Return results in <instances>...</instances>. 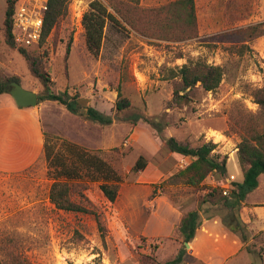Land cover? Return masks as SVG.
I'll return each mask as SVG.
<instances>
[{
	"label": "rangeland",
	"instance_id": "rangeland-1",
	"mask_svg": "<svg viewBox=\"0 0 264 264\" xmlns=\"http://www.w3.org/2000/svg\"><path fill=\"white\" fill-rule=\"evenodd\" d=\"M36 1L37 5L30 0H17L16 9L23 2V6L32 8L47 6L48 11L49 0ZM93 1L105 5L125 26L119 29L107 24L98 56L88 51L83 26V17ZM172 1L176 0H70L68 15L45 42L27 47L31 56L43 57L55 90H67L78 100V116L90 125L81 130L77 122L74 124L59 111L54 113L53 106H48L53 112L52 118L48 117L51 133L47 134L52 155H61L70 161L71 153L66 144H76L107 161L122 176L123 183L118 199L110 203L101 192L99 182H92L88 176L72 181L75 184L72 199L97 212L83 214L57 209L50 202L55 168L50 167L46 157L20 174L0 173L2 262L17 255L31 264L162 263L157 252L159 243L164 240L148 241L135 235L154 210L141 206L150 188L142 187V171L133 172V166L143 153L149 154L153 149L152 142L157 143L160 152L152 159L145 158L149 171L158 167L165 174L150 185L154 193H161L175 207L188 213L197 209L201 191L165 183L185 169L192 158L173 154L149 124L140 121L133 125L128 116L144 113L163 118L168 123L163 137H175L192 148L206 142L216 144L214 153L228 157L227 173L210 174L201 187H220L229 193L235 189V183L243 181L238 146L251 131L264 132V113L255 98V92L264 86V0H194L197 33L183 41L162 40L157 34L139 32L117 13V10L126 12L138 7L153 15L152 12H158ZM6 7V0H0V75L15 77L24 89L40 93L42 86L31 74L27 60L20 53L21 46L16 43L12 48L6 43ZM254 26L259 28L260 35L247 41V34L241 31ZM198 62L223 69L220 86L215 91L205 92L199 83L188 98L170 105L173 92L181 90L179 69ZM173 73L178 76L173 78ZM119 86L132 108L117 115L115 103ZM90 107L116 117L114 123L103 126L91 122L86 118ZM47 115L43 113L46 122ZM75 133L78 137L92 135L94 141H88L92 145L76 143ZM231 201L237 203V200ZM122 206L125 212L121 211ZM234 211L247 235L245 242L240 234L233 232L244 242L238 264H264V174L259 178L258 189L247 195L239 211ZM228 214L230 210L222 205L206 204L201 218ZM201 243L207 250L216 247L215 240L205 234Z\"/></svg>",
	"mask_w": 264,
	"mask_h": 264
},
{
	"label": "trees",
	"instance_id": "trees-1",
	"mask_svg": "<svg viewBox=\"0 0 264 264\" xmlns=\"http://www.w3.org/2000/svg\"><path fill=\"white\" fill-rule=\"evenodd\" d=\"M17 0H6L7 7L4 18L5 40L7 45L14 48L16 46L14 38V14ZM70 0H49L48 11L45 14L44 26L42 31L41 43L43 44L47 37L51 34L55 26L64 19L69 13ZM121 18L133 29L139 32H150L157 34L162 40L183 41L191 39L197 33V14L194 0H176L163 7L158 12L145 11L138 7H131L126 12L117 10ZM111 23L116 28L124 29L123 22L120 21L109 9L99 1H93L90 4V10L83 17V26L85 29V43L88 51L94 56H98L104 39L105 28ZM157 30L159 33H157ZM247 34V41L253 40L260 35L259 28L254 26L241 31ZM175 34V35H173ZM26 49L20 47V53L28 62L31 74L39 81L42 91L38 93L39 104L45 101H53L63 105L73 114H79V102L72 97L67 90L57 92L54 88V80L48 72L46 64L41 56H31ZM70 53V45L67 47V55ZM240 53H243L240 51ZM174 72V71H171ZM182 86L181 90H176L172 94L171 104L179 103L180 100L189 97L192 89L196 88L200 83L201 88L205 92L215 91L221 84L223 78V69L220 66L209 65L206 63H192L184 65L179 69ZM173 78L177 77L173 73ZM12 82H19L15 77H4L0 75V95L5 94L10 89ZM20 83V82H19ZM181 91H187L181 95ZM256 103L264 113V86L255 92ZM131 101L124 97L119 86L118 96L115 103L117 115L123 114L131 110ZM86 118L91 122L109 126L112 125L116 117L106 115L90 107L86 111ZM133 125L140 121L149 124L156 132L160 140L165 144L170 152L181 156L182 158L190 157L192 162L183 170H179L171 176L165 183L169 185H184L189 188L199 189L201 191L198 199L197 209L184 215L180 231L184 238V243L191 242L196 231L201 226L202 207L206 204L211 206L222 205L226 210H230V214L222 216V222L236 234H240L246 242L243 223L234 210L239 211L248 194L255 191L259 187V178L264 174V132L251 131L249 136L242 139L238 146V161L243 173V181L234 184V190L226 191L220 187L206 189L202 183L210 174L225 175L227 173L228 157H221L215 154L217 145L212 142H206L199 147L192 148L183 145L175 137L165 139L164 131L168 128V123L163 118L150 117L144 113L128 116ZM68 151L71 153V160L63 158L61 155H52L49 145L46 144V160L50 167H54L52 177L54 182L49 193V200L57 209L67 212H79L83 214H97L88 207L77 203L72 199L73 188L72 181L82 179L88 176L92 182H99V188L104 197L110 202L115 203L118 199L120 187L123 183L122 176L105 160L92 155L87 150L76 144H66ZM147 166L144 156H140L136 164L133 166V172L145 170ZM60 167V171L57 168ZM84 171V173H83ZM202 194V195H201ZM231 200H237L236 204H232ZM244 232V233H243ZM250 253L251 251L247 249ZM186 253L183 247L176 259L158 264H180ZM0 264H31L27 260L12 256L9 261Z\"/></svg>",
	"mask_w": 264,
	"mask_h": 264
},
{
	"label": "crops",
	"instance_id": "crops-1",
	"mask_svg": "<svg viewBox=\"0 0 264 264\" xmlns=\"http://www.w3.org/2000/svg\"><path fill=\"white\" fill-rule=\"evenodd\" d=\"M48 106H53L54 113L59 111L60 114L64 113L65 117H69L70 121L75 122L74 124L77 122V125L82 128L81 130L90 126L88 121L82 122L78 115L71 113L57 102L45 101L39 107L19 108L8 93L0 95L1 174L8 176L20 174L46 157L47 134L51 133L49 131L51 121L48 117L52 118L53 115V112L48 110ZM44 112L48 114L47 122L43 118ZM76 134V143L86 147L92 145L88 142L90 139L94 141L92 135L89 138L86 135L78 137ZM151 144L153 149L149 151V154H146L147 152L143 153L147 160L152 159L161 150L157 143L152 142ZM143 151L147 150L143 148ZM145 169L140 174V181L142 182V187L150 188V191L143 196L141 206L152 209L154 212L150 215L143 228L135 235L144 237L148 241L154 239L164 240L163 243H159L160 247L157 252L159 261L166 263L176 259L184 247L186 253L180 264H238L237 259L240 256L242 243L244 245V242H240L238 236L222 222V215L220 216L221 218L218 217L219 215L213 218H202V224L196 231L194 238L191 242L184 243L179 227L184 215L187 213L175 207L161 193H154L150 185L164 177L165 174L162 170L157 167L149 171L148 166ZM120 209L125 212L123 206ZM212 222H216V224H212ZM203 234L208 239L215 240L216 247L214 250H207L201 243Z\"/></svg>",
	"mask_w": 264,
	"mask_h": 264
},
{
	"label": "built area",
	"instance_id": "built-area-1",
	"mask_svg": "<svg viewBox=\"0 0 264 264\" xmlns=\"http://www.w3.org/2000/svg\"><path fill=\"white\" fill-rule=\"evenodd\" d=\"M32 3L38 4L36 0H30ZM23 6L20 2L14 14V38L15 43L21 47H31L38 45L41 41L44 18L47 6H39L32 8L31 6ZM21 6V7H20ZM234 179L235 177L232 176Z\"/></svg>",
	"mask_w": 264,
	"mask_h": 264
},
{
	"label": "water",
	"instance_id": "water-1",
	"mask_svg": "<svg viewBox=\"0 0 264 264\" xmlns=\"http://www.w3.org/2000/svg\"><path fill=\"white\" fill-rule=\"evenodd\" d=\"M7 93L19 108H34L39 104L38 93L24 89L19 82H12Z\"/></svg>",
	"mask_w": 264,
	"mask_h": 264
}]
</instances>
